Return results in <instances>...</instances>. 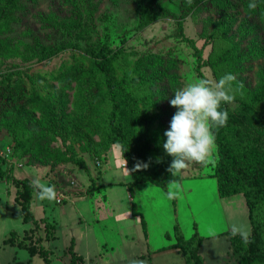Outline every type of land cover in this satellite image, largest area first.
<instances>
[{
    "label": "rangeland",
    "instance_id": "1",
    "mask_svg": "<svg viewBox=\"0 0 264 264\" xmlns=\"http://www.w3.org/2000/svg\"><path fill=\"white\" fill-rule=\"evenodd\" d=\"M140 1L26 0L11 31L2 37L18 52L70 43L79 49L69 47L45 59L0 56V146L12 143V159L21 165L1 167L33 186L36 220L23 222L15 200L18 189L11 180L0 179V264H69L70 246L85 264H185L170 248L176 243V225L185 239L196 231L204 238L199 253L205 264H236L229 237H248L251 224L243 195L218 194L211 176L215 144L204 161H187L177 175L169 171L173 158L162 148L175 112L168 100L175 90L201 80L194 49L181 41L175 17L160 16L141 26ZM143 1L152 13L166 9L179 16L183 0ZM230 2L224 14L199 6L183 20V33L202 49L201 71L211 86L224 73L233 75L226 85L232 99L224 104L238 108L256 91L264 73V15L247 0ZM98 46L122 49L136 79L152 93L145 109L152 120L149 132L158 129L160 137L143 143L146 165L163 180L171 175L180 181L196 179L185 184L186 191L169 183L165 188L134 184L122 166L118 144L94 154L101 137L87 124L102 119L103 88L82 74L91 67L85 50ZM225 53L228 61L215 65ZM256 109L264 120V101ZM262 125L257 135L264 148ZM16 128L26 148L17 144ZM39 185L51 186L54 198H41ZM60 193L65 201L57 203ZM133 204L146 223L147 240L140 219L132 214ZM32 246L43 253L30 256L26 248Z\"/></svg>",
    "mask_w": 264,
    "mask_h": 264
},
{
    "label": "trees",
    "instance_id": "2",
    "mask_svg": "<svg viewBox=\"0 0 264 264\" xmlns=\"http://www.w3.org/2000/svg\"><path fill=\"white\" fill-rule=\"evenodd\" d=\"M24 1L26 0H0L1 57L21 56L29 59H45L69 47L79 49L78 46L70 43L67 46L55 47L36 45L23 52L15 51L10 40L2 37L11 31L12 25L18 20V13ZM247 1L254 5L258 15H264V0ZM204 4L207 7H214L220 14H224L232 6L230 0H183L180 14L175 16L166 9H161L159 13H152L143 0L138 5L141 26L150 25L160 16L175 17L177 34L181 41L194 49L195 72L201 80H207L201 71L205 66L202 49L197 48L193 39L184 35L183 20ZM216 32L220 33L218 30ZM85 52L91 59V67L89 71L82 74V77L87 78L91 75L93 80L96 79L98 86L103 88L104 97L102 119L89 121L87 124L92 133H98L101 137L99 148L92 149L94 154H103L107 148L118 144L134 184L149 182L165 188L167 183L180 181L181 179L172 175L167 180H163L150 165H146V149L143 143L151 140L159 141V130L149 132L152 120L146 114L145 109L151 105L152 93L145 92L144 83L134 76V70L131 69L133 64L127 60L125 52L122 49H113L108 46L89 48ZM226 61L228 60H226L225 53L214 64L220 65ZM263 101L264 73L260 77L256 91L252 92L248 101L243 102L238 108L221 102L219 109L227 113V121L223 127L213 130L217 151L213 176L217 180L219 196L226 198L238 194L243 195L251 224V234L248 237L232 234L229 238L230 250L236 264H264V148L260 136L257 135L258 131L263 129L264 120L256 109V106ZM16 131H18L17 128L12 130L17 144L26 148V143L20 142V136ZM85 138L89 140V134H85ZM2 164L5 163L0 160V179L11 180L18 189L15 200L19 205V215L23 222L36 224L31 210L33 186L27 180H18L9 176L2 169ZM132 206V214L141 216L136 211L135 205ZM140 219L145 236H147L146 223L142 217ZM174 233L176 243L170 248L178 250L185 264H205L199 253L204 238L196 231L191 238L185 239L178 225L174 227ZM7 242L8 240H5V243ZM26 249L30 256L43 253V248L39 251L34 246ZM69 252V264H84V258L73 251V246L69 247Z\"/></svg>",
    "mask_w": 264,
    "mask_h": 264
},
{
    "label": "clouds",
    "instance_id": "3",
    "mask_svg": "<svg viewBox=\"0 0 264 264\" xmlns=\"http://www.w3.org/2000/svg\"><path fill=\"white\" fill-rule=\"evenodd\" d=\"M233 79V75L226 72L214 87L207 80H200L173 92L168 103L175 112L163 133L162 143L165 153L173 158L169 166L172 175H177L187 161L205 160L215 142L213 130L223 127L227 121V113L219 106L232 99L226 85ZM39 189L41 198H54L51 186L39 185Z\"/></svg>",
    "mask_w": 264,
    "mask_h": 264
},
{
    "label": "built area",
    "instance_id": "4",
    "mask_svg": "<svg viewBox=\"0 0 264 264\" xmlns=\"http://www.w3.org/2000/svg\"><path fill=\"white\" fill-rule=\"evenodd\" d=\"M14 155V146L12 143H7L4 146H0V160H3L5 165H8V167H20L21 165H15L12 157ZM97 166H100V162H96ZM65 201V197L63 194H58L56 196V202L57 203H62Z\"/></svg>",
    "mask_w": 264,
    "mask_h": 264
},
{
    "label": "crops",
    "instance_id": "5",
    "mask_svg": "<svg viewBox=\"0 0 264 264\" xmlns=\"http://www.w3.org/2000/svg\"><path fill=\"white\" fill-rule=\"evenodd\" d=\"M123 159V158H122ZM122 166L123 167H125L126 168V165H125V161L123 160V162H122ZM129 171V170H128ZM130 173V172H129ZM131 175V174H130ZM211 176L216 180V178L213 176V172H212V174H211ZM193 179L194 178H192V179H189V180H186V179H184V180H182V181H175V182H171V183H169L168 184V186L170 187H173V188H175V189H177V190H183V191H186L185 190V184L186 183H189V181H193ZM194 180H196V179H194ZM216 182H217V180H216ZM138 184V183H137ZM138 185H141V184H138ZM97 187H99V186H97ZM136 189H137V186H136ZM137 191V190H136ZM217 191H218V188H217ZM219 194V193H218ZM132 197V196H131ZM139 219H140V216H137ZM140 222H141V219H140ZM146 237V240L148 239V233H147V236H145ZM230 238V237H229ZM176 250V249H175ZM178 251V250H177ZM83 257V256H82ZM84 258V257H83ZM84 262H85V260H84ZM85 264V263H84Z\"/></svg>",
    "mask_w": 264,
    "mask_h": 264
}]
</instances>
